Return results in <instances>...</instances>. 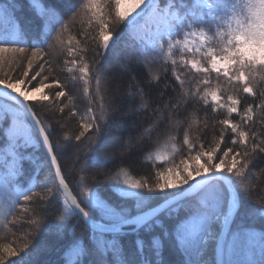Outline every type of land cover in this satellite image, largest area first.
I'll return each mask as SVG.
<instances>
[{
	"label": "snow or ice",
	"instance_id": "1",
	"mask_svg": "<svg viewBox=\"0 0 264 264\" xmlns=\"http://www.w3.org/2000/svg\"><path fill=\"white\" fill-rule=\"evenodd\" d=\"M18 4L0 0V240L11 237L0 264H37L53 250L54 264H264V229L253 223L264 221V196L256 208L243 199L264 177V0H27L26 20ZM154 62L173 83L134 75ZM125 103L128 117L154 105L145 133L163 128L172 142L148 157L160 164L154 180L121 167L131 139L107 140ZM71 118L78 130L67 134ZM69 151L74 187L61 167ZM46 220L58 228L42 247L33 241Z\"/></svg>",
	"mask_w": 264,
	"mask_h": 264
},
{
	"label": "trees",
	"instance_id": "2",
	"mask_svg": "<svg viewBox=\"0 0 264 264\" xmlns=\"http://www.w3.org/2000/svg\"><path fill=\"white\" fill-rule=\"evenodd\" d=\"M17 14L19 15L21 20H26L28 17L31 16V9L27 6V0H24V8L23 11L20 10V5H17ZM67 19V17H65ZM79 25H73L71 26V31L73 34L76 33ZM123 26H120V29H122ZM120 29L117 31L119 32ZM115 38V37H114ZM123 48V44H122ZM121 55H138L137 53H130L128 51H122ZM34 68L33 71L36 70V67L40 63L39 61H34ZM58 65L62 63V57H58L57 60ZM118 63V58L114 55L112 56L106 65V69L109 71H116V65ZM170 68V65L168 66ZM159 73L161 77L163 78L165 75L168 77V82L173 83L174 77H172L171 72L165 73L163 71V65L159 62H154L150 68H146L143 64H139L135 66L134 75L137 76L138 79L141 80H147L151 74ZM0 75H3V72H0ZM19 75V70L15 68L14 66V76ZM31 75V74H30ZM72 73H68L66 70L59 73V78L66 83H68V87L72 90L70 94H75L77 99V105L81 110L84 109L86 106V100L82 96V90L79 81H73L72 80ZM39 79V78H37ZM264 83V82H262ZM189 84H192L194 86V81H186V87L189 86ZM147 90V89H146ZM57 89L50 88L45 89L44 93L49 95L50 97H54L55 92ZM169 95H171V90H168ZM152 95L155 96L156 93L152 92ZM243 96V94H241ZM248 100H251V97L247 98ZM46 103V102H45ZM37 106L40 107L39 100H37ZM154 105H149L146 109L142 110L141 114L139 116H133L128 117L126 115H123V113H127L128 111V104H122L121 105V112L117 113L116 115V122L113 124V127L111 129L110 135L107 136V140L111 141L113 139H116L117 137H121L124 141H127L129 139L132 140L131 148H125V156L123 159L125 160V163L121 166L125 170L129 172V175L131 178L134 179H148V180H154V171L160 167L159 162L153 164L152 160H150L149 156H154L157 151H159L165 143L168 145V151L171 152V146L172 142L168 141L166 138V133L163 128L157 130L153 135L148 136L147 133H145V129L149 127V124L152 120L155 119V117H151V113L153 111ZM196 108L199 111V115L201 118L204 116V111L202 109V106L197 103ZM47 115L49 117L56 115L54 106L51 108L45 109ZM191 111V109H189ZM65 114H67V109H65ZM149 117V119H145V117ZM210 121L213 119L212 117L209 118ZM121 120H126L127 123H121ZM136 120L137 123L134 126L132 124V121ZM53 123H55L53 121ZM65 126L68 130L67 134H74L78 130L76 118H71L70 120L65 121ZM145 133V136L141 139L140 134ZM209 138L212 134V129H208ZM182 136V133H181ZM159 141V142H158ZM176 145L178 148H180L181 151H183V148L180 144V140L178 139L176 141ZM176 162L179 163V156L176 157ZM256 164L258 165L257 171L259 168H264V161L257 160ZM61 167L62 169L69 170L73 174L70 177V186L75 185V181L78 179V177L75 175V166L73 162V157L71 151L66 153V155L61 158ZM109 168H112V165H109ZM44 176V173H40V179L42 180ZM261 184H258L255 188L252 190V196L250 197L247 193L244 194L243 199L246 203V205L249 208H256L257 204L255 203L256 199H259L260 197L264 196V177L260 178ZM29 182L25 181L23 182V187H28ZM39 201L36 202L37 205H39ZM254 226L257 230L264 229V221L260 219H256L253 221ZM26 227V225L21 226ZM58 225L55 220H46L44 230H42L41 234L35 238L33 243L39 242L40 246L48 245L50 246L52 241L56 238V231H57ZM0 231H3V229H0ZM19 234V233H18ZM70 235V233H68ZM11 237L5 238L0 240V244L7 243ZM22 243V241L17 240V245ZM15 259V258H13ZM59 259V253L55 250L53 251H43L37 258V264H54L55 261ZM8 264H11V261L8 262Z\"/></svg>",
	"mask_w": 264,
	"mask_h": 264
},
{
	"label": "rangeland",
	"instance_id": "3",
	"mask_svg": "<svg viewBox=\"0 0 264 264\" xmlns=\"http://www.w3.org/2000/svg\"><path fill=\"white\" fill-rule=\"evenodd\" d=\"M45 94V93H44ZM37 100H39V97H37Z\"/></svg>",
	"mask_w": 264,
	"mask_h": 264
}]
</instances>
